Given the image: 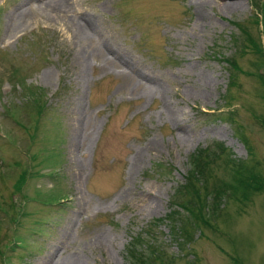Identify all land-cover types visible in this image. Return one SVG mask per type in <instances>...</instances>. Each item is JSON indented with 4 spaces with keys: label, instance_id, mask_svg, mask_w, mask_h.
I'll use <instances>...</instances> for the list:
<instances>
[{
    "label": "rangeland",
    "instance_id": "obj_1",
    "mask_svg": "<svg viewBox=\"0 0 264 264\" xmlns=\"http://www.w3.org/2000/svg\"><path fill=\"white\" fill-rule=\"evenodd\" d=\"M253 5L0 0V264H135L150 245L174 264H264V190L229 169L264 181ZM203 150L219 157L204 202L227 186L187 244L168 216Z\"/></svg>",
    "mask_w": 264,
    "mask_h": 264
},
{
    "label": "trees",
    "instance_id": "obj_2",
    "mask_svg": "<svg viewBox=\"0 0 264 264\" xmlns=\"http://www.w3.org/2000/svg\"><path fill=\"white\" fill-rule=\"evenodd\" d=\"M254 2L253 7L256 9V15L254 23L258 26L259 24L263 25L264 27V0H252V3ZM260 2V4H259ZM263 15V16H261ZM261 16V17H260ZM263 17V19H262ZM240 31V33L246 34L245 29L239 28V24H234ZM261 25V27H262ZM263 27L261 31L263 30ZM264 33V31H263ZM247 41L250 45H252V49L255 53L259 54L262 58V62H264V45L261 46L260 43H257L252 37L250 38L249 34H247ZM245 45L242 46V48ZM264 64V63H263ZM229 66L233 68V66H236L235 59H232L229 62ZM260 77L262 78V83L264 84V75L260 74ZM207 150L199 151L198 154L194 155L196 160V166L195 170L191 173L190 176H187V183L185 185L181 186L177 192L180 203H174L179 209L182 210V212H171L173 213V216H168L169 221L174 223V226L178 225L177 232L181 234V239H183V242H187V244L192 242V233L193 230L199 229V228H205V227H211V225L208 222V217H206L203 214L202 208L205 206V204L209 203V207H218L219 198L222 194V188L227 186V183H222L219 185V187H212L210 188V191H213L212 189H215L211 194H213V197H209L208 202H204V199L202 198V192L209 190L208 186V180L211 176L212 172V163L218 162L219 157L216 155H211L210 153L206 152ZM221 156V155H220ZM209 159V160H208ZM220 166V165H219ZM230 171L232 170L233 174L236 170L234 179L237 183V175H240L242 177V180L238 181V184L244 185V189L247 190L246 193L251 192L252 194V187L258 189L264 190V181L260 173L252 172L253 169H249L244 162L240 163L239 165H233L229 167ZM248 171V173H247ZM223 186V187H222ZM232 186V185H231ZM220 187H222L220 189ZM230 195L227 196V200L233 199L235 200L237 196V188L236 186H233L230 188ZM255 191V190H254ZM208 193V192H207ZM243 199H247V194H243ZM185 212V213H184ZM177 223V224H175ZM172 228V232H173ZM175 240H180V237ZM133 247V246H132ZM140 248L137 249H131L129 250V254L132 255L134 259L135 264H174L176 259L174 256L168 255L164 252L162 249H158L155 246L152 248V245L149 246L148 251L150 254H146L144 250H140ZM236 263V261H235ZM193 264V263H192Z\"/></svg>",
    "mask_w": 264,
    "mask_h": 264
},
{
    "label": "bare ground",
    "instance_id": "obj_3",
    "mask_svg": "<svg viewBox=\"0 0 264 264\" xmlns=\"http://www.w3.org/2000/svg\"><path fill=\"white\" fill-rule=\"evenodd\" d=\"M219 1V0H218ZM203 2V1H202ZM231 3V2H230ZM56 4V3H55ZM220 6V5H219ZM224 7L226 6H230V5H227V3L225 2V4H223ZM212 7V6H211ZM56 10V9H55ZM153 149V148H152ZM138 168V167H137ZM135 169V168H134Z\"/></svg>",
    "mask_w": 264,
    "mask_h": 264
}]
</instances>
